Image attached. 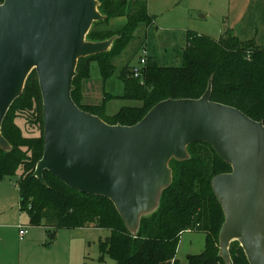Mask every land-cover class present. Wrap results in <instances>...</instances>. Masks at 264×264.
I'll return each instance as SVG.
<instances>
[{
	"label": "water",
	"instance_id": "water-1",
	"mask_svg": "<svg viewBox=\"0 0 264 264\" xmlns=\"http://www.w3.org/2000/svg\"><path fill=\"white\" fill-rule=\"evenodd\" d=\"M98 0H3L0 3V148L3 120L37 74L43 110V154L33 177L44 172L82 194L108 199L135 236L172 182L170 162L189 159L188 146L209 144L231 172L215 176L212 191L224 223L218 256L231 264L238 242L248 264H264V125L236 108L210 100L167 99L132 126L108 125L72 101L78 61L107 53L117 37L87 35L106 19Z\"/></svg>",
	"mask_w": 264,
	"mask_h": 264
},
{
	"label": "trees",
	"instance_id": "trees-1",
	"mask_svg": "<svg viewBox=\"0 0 264 264\" xmlns=\"http://www.w3.org/2000/svg\"><path fill=\"white\" fill-rule=\"evenodd\" d=\"M98 1L99 11L106 19L93 24L87 39L102 42L117 38L109 52L78 61L72 85L78 78L80 81L89 78L93 63L98 66L103 82L110 80L116 74L113 60L134 40L140 26L152 25L146 4L141 0ZM122 17L126 18L124 26L111 29L110 20ZM116 77L122 84L120 95L104 91L101 105L87 106L81 104L80 95L79 99L75 98L73 90L72 101L80 110L99 117L108 125L132 126L159 102L199 99L210 82L212 102L236 108L264 125V45L255 39L243 41L230 33L217 40L191 35L181 67H161L148 56L140 78H134L128 66H123ZM27 96L36 104L28 111L40 129L39 137L34 139L22 137L10 120L11 111L21 104L24 107ZM110 100H123L132 105L108 116L105 107ZM1 134L11 151L0 148V182L21 170L17 183L19 208L28 216L30 227L44 226L53 232L77 228L108 230L110 236L100 243V248L115 264H177L175 255L181 234L202 232L204 250L188 256L187 264H225L218 256V236L224 214L211 181L219 174L231 172V167L209 144H191L187 149L188 160L170 162L172 182L163 191L158 209L141 220L133 236L108 199L70 189L48 172L43 175L45 185L33 177L43 154L42 99L35 71L28 76L23 94L8 110ZM229 254L231 264H248L238 242L231 244Z\"/></svg>",
	"mask_w": 264,
	"mask_h": 264
},
{
	"label": "rangeland",
	"instance_id": "rangeland-1",
	"mask_svg": "<svg viewBox=\"0 0 264 264\" xmlns=\"http://www.w3.org/2000/svg\"><path fill=\"white\" fill-rule=\"evenodd\" d=\"M145 2L147 12L154 19L153 26H140L134 33L131 41L124 51L113 61L116 74L110 80L103 83L98 75L96 64H92L89 78H78L73 85V90L81 104L87 106H99L103 101V91L117 95L121 93V84L117 80V73L123 66L131 70L138 65L143 56V49H147V56H151L157 65L161 67H181L183 65V53L187 49V40L191 35L208 36L218 39L228 33L241 40L255 39L260 45H264V0H141ZM203 16V18H201ZM125 19L111 20L115 29H120ZM143 48V49H142ZM76 77V76H75ZM23 94V93H22ZM20 108L11 111L10 120L18 127L21 136L26 139L39 137V125L34 121L31 112H28L36 104L29 96L23 101ZM132 105L123 100H110L106 103V115L112 116L122 107ZM26 150V149H24ZM21 170L15 176L7 177L0 182V224L9 228L4 229V237L9 246L17 250V228L20 225L27 226V215L18 211V180L21 179ZM16 190V191H15ZM13 191V193H12ZM11 195H14L12 198ZM7 200V201H6ZM14 201V202H13ZM14 205V206H12ZM14 207V208H13ZM6 214L3 215V213ZM32 227L27 226L30 232ZM44 230V229H43ZM82 230V229H81ZM54 239L38 240L34 237L37 250L52 245L53 240L57 245L49 250L45 264H115L114 260L106 253L101 252L100 243L110 236L105 229H57L54 231ZM83 232L86 243L79 252L69 248V239L73 234ZM85 232V233H84ZM45 234V231H43ZM32 238V237H31ZM74 243V241L72 240ZM44 246V247H45ZM1 247V245H0ZM205 247V236L202 232H184L181 234L175 255L177 264H187L186 258L190 255H198ZM21 264H26L21 262Z\"/></svg>",
	"mask_w": 264,
	"mask_h": 264
},
{
	"label": "crops",
	"instance_id": "crops-1",
	"mask_svg": "<svg viewBox=\"0 0 264 264\" xmlns=\"http://www.w3.org/2000/svg\"><path fill=\"white\" fill-rule=\"evenodd\" d=\"M149 17L152 19V25L151 26H153V24H154L153 19L154 18L150 15H149ZM122 18H124V17H122ZM122 18H115L112 20L114 21L116 19H122ZM201 18H203V16H201ZM124 19H125V23H126V18H124ZM125 23H123V24H125ZM109 26L111 29L117 30L114 28V26L111 25V20L109 22ZM209 38H211V37H209ZM215 40H217V39H215ZM96 67H97L98 75L100 76L98 66L96 65ZM91 70H92V67H91ZM120 88H121V93H122V84H121ZM106 92H108V91H106ZM103 93H104V91H103ZM121 93H118L117 95H120ZM12 193H13V191H12ZM17 195L19 198V191H18ZM11 197L13 198L14 195H11ZM19 200H20V198H19ZM16 205H17L18 211H20L19 203L17 202ZM12 206H14V205H12ZM4 214H6V212H4L3 215ZM28 224H29V218L27 216V226H29ZM23 226H26V225H23ZM8 228L9 227L7 225L0 224V245H1V247H0V264H21V262H25L26 264H45V259H46L47 255H49V250L53 249L57 245L56 241L53 240L52 245L45 246L43 244L42 250H37V248L34 246H35V242H38V241H34L33 238L37 237L38 240L43 241L44 239H46V237L48 238L49 236H51V238H53L55 232H53L51 229L44 227V226L32 227L31 231L30 232L27 231L26 236L20 240L19 234H18L19 229L17 228V225H16V227H14V226L11 227L14 230H17L18 241L20 242L18 244L17 250L15 251L13 248H11V246H9L7 244L5 237H4L3 230L8 229ZM77 229L79 231H86L88 229H96V228H77ZM43 231H45V234L43 233ZM78 236H80V237L83 236V232H81L79 234H73V237H71L69 239L70 240L69 241V248L76 251V252H79L80 249L83 248L85 246V243H86V237L85 238H79ZM72 240L74 241V243L72 242Z\"/></svg>",
	"mask_w": 264,
	"mask_h": 264
},
{
	"label": "built area",
	"instance_id": "built-area-1",
	"mask_svg": "<svg viewBox=\"0 0 264 264\" xmlns=\"http://www.w3.org/2000/svg\"><path fill=\"white\" fill-rule=\"evenodd\" d=\"M143 49V48H142ZM142 54L143 56L140 58L139 62H138V65L134 66L132 69H131V72H132V76L134 78H140L142 76V73H143V69L145 68V65H146V59H147V49H143L142 51ZM19 229V239H23L26 234H27V227L26 226H23V225H20L18 227Z\"/></svg>",
	"mask_w": 264,
	"mask_h": 264
}]
</instances>
